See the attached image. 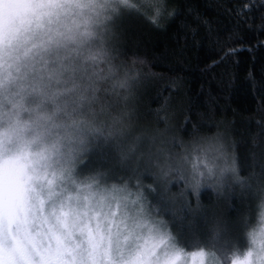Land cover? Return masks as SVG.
I'll use <instances>...</instances> for the list:
<instances>
[{"label": "clouds", "instance_id": "1", "mask_svg": "<svg viewBox=\"0 0 264 264\" xmlns=\"http://www.w3.org/2000/svg\"><path fill=\"white\" fill-rule=\"evenodd\" d=\"M119 2L0 0V264H264V193L188 227L163 156L119 131L141 69Z\"/></svg>", "mask_w": 264, "mask_h": 264}, {"label": "snow or ice", "instance_id": "2", "mask_svg": "<svg viewBox=\"0 0 264 264\" xmlns=\"http://www.w3.org/2000/svg\"><path fill=\"white\" fill-rule=\"evenodd\" d=\"M127 18L147 20L157 27L162 21L171 25L175 37L172 54L183 57L189 50H198L205 58L201 71L211 74L218 85L235 80L233 61L242 49L249 53L264 49V0H120L114 5L111 43L124 56L134 36L122 25ZM251 59L245 81L259 117L258 132L240 158L235 154V142H229L219 128L211 136L201 134L205 122L217 114L220 95L214 96L211 89L205 92L202 86L197 97H188L183 77L136 69L134 86L114 101L120 107L119 131L133 137V149L141 146L149 154L163 156L161 171L166 180L174 178L175 186H180L176 199L181 209L192 210L181 217L188 227L198 215L195 209L200 207L205 185L219 192L227 182L242 197L254 199L264 193V60L257 68L254 54ZM199 95L205 99L201 101ZM181 115L183 124L178 128ZM181 132L189 138L183 139ZM169 145L182 150L169 153ZM248 264H253L251 257Z\"/></svg>", "mask_w": 264, "mask_h": 264}, {"label": "trees", "instance_id": "3", "mask_svg": "<svg viewBox=\"0 0 264 264\" xmlns=\"http://www.w3.org/2000/svg\"><path fill=\"white\" fill-rule=\"evenodd\" d=\"M122 25L134 33L127 44L128 55L144 60L141 64L143 72L183 77V90L188 97H197L202 86L205 92L211 89L214 96L220 95L216 105L217 114L212 120L205 122L201 134L211 136L219 128L226 133L225 138L229 142H235L236 156L243 157L252 144V135L258 132L256 120L259 119L254 112L255 104L249 95L245 76L253 64V54L256 57L255 66L259 68L260 62L264 60V49L255 48L254 53H249L246 48L242 49L233 61L235 80L218 85L211 74L201 71L205 58L198 50H189L183 57L172 54L175 37L171 25L162 21V26L157 27L150 21L132 18L124 19ZM261 42L264 43V38ZM252 43L255 45L254 40ZM199 99L203 101L204 95H199ZM182 124L181 115L176 126L179 128ZM181 136L185 140L189 138L184 132H181ZM199 203L200 207L195 209L198 213L196 217L204 218L214 214L221 219L232 220L245 210L255 211L256 200L242 197L238 191L231 190L226 182L219 192L209 186L202 187ZM192 204L195 206V198ZM183 210L192 211L187 207Z\"/></svg>", "mask_w": 264, "mask_h": 264}, {"label": "rangeland", "instance_id": "4", "mask_svg": "<svg viewBox=\"0 0 264 264\" xmlns=\"http://www.w3.org/2000/svg\"><path fill=\"white\" fill-rule=\"evenodd\" d=\"M205 186H207V185H205ZM225 186V185H224Z\"/></svg>", "mask_w": 264, "mask_h": 264}]
</instances>
